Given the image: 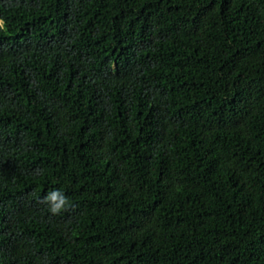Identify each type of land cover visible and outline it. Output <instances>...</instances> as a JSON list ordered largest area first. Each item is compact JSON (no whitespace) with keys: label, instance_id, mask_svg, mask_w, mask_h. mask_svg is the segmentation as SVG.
Wrapping results in <instances>:
<instances>
[{"label":"trees","instance_id":"16d2710c","mask_svg":"<svg viewBox=\"0 0 264 264\" xmlns=\"http://www.w3.org/2000/svg\"><path fill=\"white\" fill-rule=\"evenodd\" d=\"M0 264H264V0H0Z\"/></svg>","mask_w":264,"mask_h":264},{"label":"clouds","instance_id":"9594fccd","mask_svg":"<svg viewBox=\"0 0 264 264\" xmlns=\"http://www.w3.org/2000/svg\"><path fill=\"white\" fill-rule=\"evenodd\" d=\"M43 202L49 206L52 215H59L69 206L67 196L59 189L49 191L44 197Z\"/></svg>","mask_w":264,"mask_h":264}]
</instances>
